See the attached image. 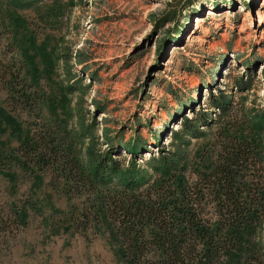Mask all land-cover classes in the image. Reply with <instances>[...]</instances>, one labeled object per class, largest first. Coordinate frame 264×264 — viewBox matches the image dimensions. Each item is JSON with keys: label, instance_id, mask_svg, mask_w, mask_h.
I'll return each instance as SVG.
<instances>
[{"label": "rangeland", "instance_id": "1", "mask_svg": "<svg viewBox=\"0 0 264 264\" xmlns=\"http://www.w3.org/2000/svg\"><path fill=\"white\" fill-rule=\"evenodd\" d=\"M220 93L223 113L208 102ZM262 113L264 0H0V264H122L99 222L116 176L150 184L171 159L193 179L220 130L247 133ZM249 134L264 156V130ZM48 135L50 166L18 148ZM109 158L118 172L86 183ZM255 245L264 254V217L223 264H243Z\"/></svg>", "mask_w": 264, "mask_h": 264}, {"label": "trees", "instance_id": "2", "mask_svg": "<svg viewBox=\"0 0 264 264\" xmlns=\"http://www.w3.org/2000/svg\"><path fill=\"white\" fill-rule=\"evenodd\" d=\"M247 85L240 79L236 87L243 90ZM208 102L212 110L225 112L223 93L210 96ZM263 118L262 113L250 119L247 133L220 130L214 161L207 171L194 170L193 179L176 171L171 159L157 162L158 175L150 184L144 177L130 176V170L116 176L119 196L103 195L99 222L117 244L122 264H223L240 254L244 235L254 234L264 217V156L259 139L249 134L264 130ZM195 119L181 116L180 127L193 128ZM47 138L48 146L41 137L30 136L18 148L46 165L42 151L56 154L58 148L51 143L55 138ZM140 145L138 140L124 144L132 155ZM72 165L76 169V163ZM68 171L63 168L67 180ZM89 172L86 183L99 176L102 183L105 173L114 176L118 169L110 158L107 164L97 159ZM259 248L255 245L243 264H264Z\"/></svg>", "mask_w": 264, "mask_h": 264}]
</instances>
